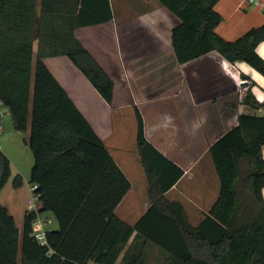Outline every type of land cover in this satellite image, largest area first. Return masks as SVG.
<instances>
[{
    "label": "trees",
    "instance_id": "1",
    "mask_svg": "<svg viewBox=\"0 0 264 264\" xmlns=\"http://www.w3.org/2000/svg\"><path fill=\"white\" fill-rule=\"evenodd\" d=\"M160 1L181 19L172 29L179 62L218 50L264 74V58L256 51L264 24L228 40L215 30L223 19L214 8L217 0ZM111 16L109 0H0V101L15 128L28 131L34 154L30 180L41 200L19 227L0 199V264H150L148 240L168 251V264H264V115L241 113L211 144L220 193L193 224L182 201L165 196L184 170L148 140L136 107L152 202L135 224L115 213L131 181L45 61L67 55L111 103L114 79L75 34L83 22ZM244 100L255 102L250 92ZM11 173V159L0 145V192ZM23 182L18 173L15 186ZM43 211L58 222L47 230L45 243L33 233ZM135 231L144 242L126 248Z\"/></svg>",
    "mask_w": 264,
    "mask_h": 264
},
{
    "label": "crops",
    "instance_id": "2",
    "mask_svg": "<svg viewBox=\"0 0 264 264\" xmlns=\"http://www.w3.org/2000/svg\"><path fill=\"white\" fill-rule=\"evenodd\" d=\"M109 2L112 16L108 20L83 22L75 34L114 79L111 103L67 55L48 56L45 61L131 181L115 213L135 224L152 202L138 142V107L148 140L184 170L165 196L182 201L190 221L198 224L221 187L210 146L238 122L241 113L264 115V74L245 60L227 59L218 50L181 63L172 43V29L181 19L160 0ZM214 8L223 16L215 30L228 40L264 24V0H217ZM256 51L264 58V38ZM248 92L254 103L245 102ZM20 187L14 181L10 185L9 178L0 192L19 227L33 198L32 192L15 200L9 197L19 195ZM143 242L135 231L126 248ZM144 243L147 260L156 252L168 264L169 254L153 241Z\"/></svg>",
    "mask_w": 264,
    "mask_h": 264
},
{
    "label": "rangeland",
    "instance_id": "3",
    "mask_svg": "<svg viewBox=\"0 0 264 264\" xmlns=\"http://www.w3.org/2000/svg\"><path fill=\"white\" fill-rule=\"evenodd\" d=\"M37 47V41L35 42V48ZM6 106L0 101V111L2 114V122L0 126V144L2 149L7 153L11 159L12 173L10 176V185L13 183L15 176L20 173L23 176V184L20 187L19 195L10 193L9 197H13V200L19 199L25 196V194L30 195L32 192L33 196L35 191L30 190L33 186V182L30 180L31 169L34 164V154L26 142V137L28 136V131L18 130L14 126L13 118L9 111L5 110ZM30 197V196H29ZM37 205L40 204L39 199H35ZM47 216H52L53 222L49 226H57V220L51 211H43L42 218L46 219ZM53 228V227H52ZM157 246L163 252L168 253L167 250L163 249L158 244L152 243ZM156 252H153L148 261L151 264H156L152 260L160 261L157 264H163V259L159 258Z\"/></svg>",
    "mask_w": 264,
    "mask_h": 264
},
{
    "label": "built area",
    "instance_id": "4",
    "mask_svg": "<svg viewBox=\"0 0 264 264\" xmlns=\"http://www.w3.org/2000/svg\"><path fill=\"white\" fill-rule=\"evenodd\" d=\"M262 153L264 155V145L262 148ZM37 184H34L32 186V190L35 191V195L33 196L32 200L27 205V210L33 211L39 210V205L35 203V199H40V193L36 191ZM53 221V218L51 216H47L46 219H43L41 216V213L38 212L37 217L33 221V227H34V235L35 237L41 242L45 243L47 241L46 239V232L48 229H51L52 227L49 226V224Z\"/></svg>",
    "mask_w": 264,
    "mask_h": 264
}]
</instances>
